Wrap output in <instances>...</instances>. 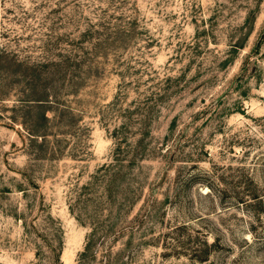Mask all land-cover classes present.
I'll return each instance as SVG.
<instances>
[{
	"label": "rangeland",
	"instance_id": "rangeland-1",
	"mask_svg": "<svg viewBox=\"0 0 264 264\" xmlns=\"http://www.w3.org/2000/svg\"><path fill=\"white\" fill-rule=\"evenodd\" d=\"M0 264H264V0H0Z\"/></svg>",
	"mask_w": 264,
	"mask_h": 264
},
{
	"label": "trees",
	"instance_id": "trees-1",
	"mask_svg": "<svg viewBox=\"0 0 264 264\" xmlns=\"http://www.w3.org/2000/svg\"><path fill=\"white\" fill-rule=\"evenodd\" d=\"M255 199H257V196L256 197H254Z\"/></svg>",
	"mask_w": 264,
	"mask_h": 264
}]
</instances>
